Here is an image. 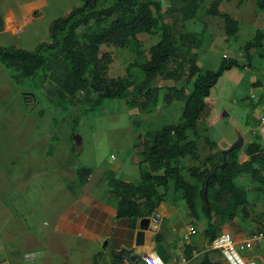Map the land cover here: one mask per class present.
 <instances>
[{"label": "trees", "instance_id": "obj_1", "mask_svg": "<svg viewBox=\"0 0 264 264\" xmlns=\"http://www.w3.org/2000/svg\"><path fill=\"white\" fill-rule=\"evenodd\" d=\"M203 1L169 0V6L163 8L158 0H114L107 6H100L102 0H80L66 16L51 22L49 40L33 50L0 46V63L10 70L13 82L28 80L31 89L40 91L50 104L78 106L86 102L93 109L105 100L125 99L131 93L130 107L150 113L160 90H164V105L175 100L183 102L178 122L162 124L148 132L149 139L143 141L140 154L147 167L139 168V179L125 181L108 172L107 181L117 195V216L134 219L152 215L171 188L185 214L192 220L206 219L203 234L210 242L220 232L216 218L232 220L239 207L243 217L249 216L246 191L238 179L247 177L256 184L254 190L264 194V150L253 130V142L247 143L244 150L248 160L238 163L239 149H232L226 166L215 169L222 163L223 149L200 158L195 139L189 137V131L195 133L203 118L208 108L205 98L220 76L226 70L246 65L226 57L216 69L198 65L193 52L198 39L186 29V22L197 18ZM220 2L213 0L205 13L221 18L226 38L233 39L239 31L238 21L219 9ZM255 5L262 13L263 26L243 43L242 49L247 59L254 49L257 57L264 60V0H255ZM164 16L171 21L167 22ZM80 27L85 29L84 41L77 37ZM205 28L204 24L200 34ZM155 31H159V39L146 49L145 59L137 64L138 76L129 71L135 63L127 64L125 75L110 74L112 58L104 46L126 48L139 36ZM186 83L190 84L189 92ZM204 139L209 148L217 147L216 142ZM187 158L197 164L187 165ZM75 172L78 181L85 184L90 168L81 166ZM206 181L208 203L204 195ZM161 238L160 233L155 235L157 243ZM214 251L202 252L200 264H221L211 259Z\"/></svg>", "mask_w": 264, "mask_h": 264}, {"label": "rangeland", "instance_id": "obj_2", "mask_svg": "<svg viewBox=\"0 0 264 264\" xmlns=\"http://www.w3.org/2000/svg\"><path fill=\"white\" fill-rule=\"evenodd\" d=\"M113 1L102 0L100 6H107ZM158 1L161 2L163 8L169 6V0ZM212 1H203L197 18L187 21L188 30L194 32L196 40L198 39L193 49L198 65L202 69H216L224 56L236 58L241 64L246 65L244 68L236 67L224 71L206 98V102L210 105L195 129V133L189 131L190 139H195L197 143L200 158L210 151L225 149L228 142L237 138L238 133L244 137L246 144L247 140L252 137L250 132L253 130L257 132L256 125L260 116L264 118V60L257 57L254 49L250 51L247 59L242 49L243 43L254 35L256 29L263 26L262 13L257 12L255 0H221L220 9L222 11L226 10L229 14L251 22L248 27L242 26L235 37L230 39L233 41L227 44L228 40L224 38L226 36L224 31L218 27L221 18L205 13V9ZM79 4L80 0L76 6ZM251 10L256 12V17L247 15ZM165 18L167 22L171 21L170 17ZM204 24L210 27L206 26L208 31L205 30L203 34H200ZM84 33V27L77 30V37L80 41L85 40ZM157 39H159V31L139 36L138 40L130 43L126 48L104 46L103 49L107 50L112 58L110 74L125 75L127 64L135 63L129 71L138 76L137 64L145 59L146 49ZM8 44L5 46H10L11 41ZM34 48L24 49L33 50ZM9 74L10 70L0 63V192L1 194L3 190L6 192L10 213L7 214L8 219L10 216L25 217L27 209L25 205L32 202L31 198L35 195L37 177L27 179L30 183L29 187L24 188L27 192L14 189V183H18V179L15 180L13 169L15 166L17 167L15 170L20 171L22 165V162L17 159L19 157L18 144L21 141L24 143L23 148H30L36 152L32 162L37 161L36 167L40 169L38 180L40 188L45 180L44 172L54 177L52 183L44 184L45 193L40 194L38 201L45 202L44 200L49 195L55 199L62 195L66 191L65 183L76 178L75 168L79 166L91 167L95 170L94 172L99 171L100 173L108 169L114 171L113 167L121 163L125 172L122 179L136 182L135 178L139 179V165L141 168L147 167L141 162L140 154L144 149L143 141L149 139L148 132L162 124L178 122L183 105V102L176 100L167 106L164 105L161 102L164 90H160L156 106L150 113L130 107L128 101L131 99V93L125 99L105 100L100 107L93 109H89L90 104L86 102L78 106H71L64 102L62 105L50 104L40 91L31 89L28 80L16 84ZM262 85L263 88H261ZM185 86L186 92H189L190 84L186 83ZM257 110L261 114L259 117L256 116ZM75 118H78L76 123ZM74 135L80 137L78 144L74 142ZM206 137L216 142L217 147L209 148L204 141ZM256 140L262 146L260 138ZM133 145L136 151H133ZM133 156L138 160V165L133 163ZM185 162L189 166L197 164L189 158ZM131 172L135 178H131ZM238 184L246 191L245 195L248 200L246 210L249 216L243 217V212L239 207L232 220L216 218L215 222L220 226L229 223L239 229L245 225L250 229L255 227L257 230L260 227L251 222L260 221L264 224V194L254 190L256 184L247 177L238 179ZM19 186L23 188L22 184ZM169 194L172 196L171 188ZM20 203L23 208H19ZM17 211H21V214H14ZM39 217L42 219L44 214L40 213ZM173 222L180 224L177 217ZM220 230L230 232L224 226ZM202 233L201 230L196 232L199 238L203 236ZM202 248V244H199L198 250ZM214 253L217 260L223 261L219 252L214 251ZM200 256L198 255V260L189 264H199Z\"/></svg>", "mask_w": 264, "mask_h": 264}, {"label": "crops", "instance_id": "obj_3", "mask_svg": "<svg viewBox=\"0 0 264 264\" xmlns=\"http://www.w3.org/2000/svg\"><path fill=\"white\" fill-rule=\"evenodd\" d=\"M78 1L0 0V46H5L11 41V47L32 48L42 41H48L51 22L58 17L66 16ZM256 10L258 12L257 8ZM230 15L237 19L239 31L242 26L248 27L251 24L248 20L238 18L239 16ZM247 15L256 17V12L251 10ZM206 26L210 27V25ZM218 27L223 30L222 20ZM186 29L188 30L187 22ZM206 30L208 31V28ZM226 37L224 36L225 40H228L227 44L233 41ZM235 83L238 84V81ZM256 112L258 113L256 116L259 117L260 111ZM260 118L263 116L261 115ZM260 118L256 130L262 143L264 120L261 121ZM232 142L234 139L228 142L225 148L229 147ZM248 142L249 139L246 144ZM23 144L22 141L18 144L19 157L17 159L22 162V165L20 164V171H16L17 167L14 166L15 180L18 179V183H14V189L27 192L24 190L30 185L27 179L37 177L35 195L31 198L32 202L25 205L27 207L25 217L10 216L8 219L7 214L10 213L6 192L4 190L2 194L0 192V262L7 264H142L141 255L151 251L158 253L166 264H189L198 260V256H193L192 250H198L199 244L204 247L208 242L207 238L203 233L200 238L195 233L192 235L193 238L190 236V239L186 241L183 235L188 224H193L196 232L197 230L203 232L206 228V219L192 220L182 210L179 198L173 194L169 196L168 193L166 200L157 206L152 215L143 217L149 218V222L143 224L142 244L136 245V234L140 230L142 218L117 216V195L107 181L108 172H112L117 178L125 175L121 163L113 167L114 171L108 169L100 173L88 167L90 173L85 184H81L76 176L75 179L65 183L66 191L62 195L56 199L49 195L43 202L38 199L40 194L45 193L44 184L52 183L54 177L44 172L45 180L40 188L38 183L40 169L36 167L37 161L32 162L36 152L30 148H23ZM246 144L244 139V145L237 154L238 163L248 160L244 151ZM133 151H136L134 145ZM137 162L138 160L134 158L133 163L137 164ZM130 176L135 178L133 172ZM135 180L138 179L135 178ZM20 184L23 188H19ZM18 206L23 208L22 203ZM17 213L21 214V211L14 214ZM40 213L44 214L42 219L39 217ZM154 213L158 220H155ZM175 217L179 218L180 224L173 222ZM251 224L260 227L257 230L264 229L262 227L264 224L260 221L257 223L252 221ZM223 226L227 227L231 232L229 233L237 240L244 238L247 233L256 231L255 227L250 229L245 225L241 229L229 223ZM223 226L219 225L217 229L220 230ZM157 233H160L162 237L159 243L155 240ZM210 257L214 261L218 259L214 252L210 254ZM245 257L256 263L264 264V239L258 246L247 250ZM218 261L221 264H227L224 259Z\"/></svg>", "mask_w": 264, "mask_h": 264}, {"label": "built area", "instance_id": "obj_4", "mask_svg": "<svg viewBox=\"0 0 264 264\" xmlns=\"http://www.w3.org/2000/svg\"><path fill=\"white\" fill-rule=\"evenodd\" d=\"M260 120L263 121L264 118H260ZM261 144V148L264 150V140ZM195 233L196 230L194 225L188 224L183 237L187 241L190 239V236ZM263 239L264 229L247 233L241 240H237L227 231H220L210 242H207L201 250L193 249L192 252L193 256L197 257L206 250H215L220 253L227 264H259L252 259H247L245 257V252L258 246ZM141 262L142 264H166L155 251L143 253L141 255ZM0 264L7 263L0 262Z\"/></svg>", "mask_w": 264, "mask_h": 264}, {"label": "water", "instance_id": "obj_5", "mask_svg": "<svg viewBox=\"0 0 264 264\" xmlns=\"http://www.w3.org/2000/svg\"><path fill=\"white\" fill-rule=\"evenodd\" d=\"M73 139H74V142L75 143H79L80 142V137L78 135H74L73 136ZM253 142V135L252 137L249 139V144H251ZM244 145V137L238 133V136L236 138V140H234V142H232L230 144L229 147L225 148L222 150V163L217 165L215 167V169L219 168V169H222L226 166L227 164V154L232 150V149H240L242 148ZM215 171V170H214ZM214 171L212 173H214ZM206 192H207V181L205 183V190H204V195H205V200H206V203H208V199L206 197ZM154 215V218L155 220H158V217L156 216V213L153 214ZM149 222V218H142L141 221H140V230L137 232L136 234V245H140L142 244V241H143V224L144 223H148Z\"/></svg>", "mask_w": 264, "mask_h": 264}]
</instances>
